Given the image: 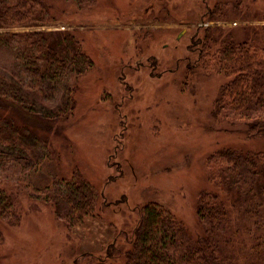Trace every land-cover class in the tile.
<instances>
[{"label":"rangeland","instance_id":"1","mask_svg":"<svg viewBox=\"0 0 264 264\" xmlns=\"http://www.w3.org/2000/svg\"><path fill=\"white\" fill-rule=\"evenodd\" d=\"M219 1L227 4V18L211 21ZM54 2L55 22L44 29L71 32L92 65L75 81V108L58 123L65 125L64 136L37 128L32 118L21 120L20 113L12 117L15 125L26 126L20 134L34 154L30 168L15 159L14 168L0 171L19 202L17 223L0 219V264L119 261L107 258L108 250L125 241L138 225L139 209L150 202L195 234L199 195L218 190L209 180L208 159L225 149L264 152V137L248 139L244 127L218 120L214 104L228 79L201 67V48L210 29L214 48L230 35L257 40L264 0ZM11 60L0 54L4 69ZM75 171L101 203L95 217L69 227L44 202L45 190Z\"/></svg>","mask_w":264,"mask_h":264},{"label":"trees","instance_id":"2","mask_svg":"<svg viewBox=\"0 0 264 264\" xmlns=\"http://www.w3.org/2000/svg\"><path fill=\"white\" fill-rule=\"evenodd\" d=\"M54 1L0 0V54L12 57L10 68L0 64V111H10L0 116V171L14 168L15 159L25 169L33 165L34 148L20 134L27 128L13 123L14 114L20 113L21 120L32 118L37 128L49 134L64 136L65 125L58 123L66 122L75 108V81L92 65L71 32L44 29L55 22ZM71 1L81 5L95 0ZM226 10L227 4L219 1L209 20L226 19ZM209 32L199 64L228 79L214 104L218 120L244 127L248 139L264 137V25L258 41H236L230 35L218 48L213 47L214 30ZM28 136L34 143L38 140ZM208 171L218 190L199 195L195 234L160 203L150 202L139 209L138 225L125 241L108 250L107 258L119 261L98 259L96 264H264V152H216L208 159ZM4 179L0 175V219L15 224L19 202L7 191ZM45 192L44 202L54 206L69 227L85 216L95 217L96 205L101 203L79 171ZM3 244L0 230V250Z\"/></svg>","mask_w":264,"mask_h":264}]
</instances>
